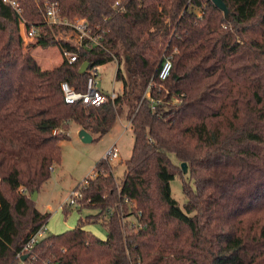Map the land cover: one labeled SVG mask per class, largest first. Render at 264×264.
Here are the masks:
<instances>
[{"label":"trees","instance_id":"1","mask_svg":"<svg viewBox=\"0 0 264 264\" xmlns=\"http://www.w3.org/2000/svg\"><path fill=\"white\" fill-rule=\"evenodd\" d=\"M51 1L62 16L85 18L101 44H60L67 27L47 25L42 2L20 0L28 29L39 31L34 46L79 55L43 69L0 0V264H264V0H224L229 19L211 0ZM166 56L172 70L161 80ZM85 61L89 70L118 63L115 100L65 101L62 82L87 90ZM121 116L134 135L122 178L111 158L98 161L75 188L83 193L75 227L21 254L52 215L31 196L62 163L72 124L95 141ZM174 157L189 168L184 208L172 195ZM86 208L98 212L83 216ZM94 223L104 238L88 229Z\"/></svg>","mask_w":264,"mask_h":264},{"label":"rangeland","instance_id":"2","mask_svg":"<svg viewBox=\"0 0 264 264\" xmlns=\"http://www.w3.org/2000/svg\"><path fill=\"white\" fill-rule=\"evenodd\" d=\"M16 36L20 33L19 25L15 26ZM74 29L60 30L57 34V40L60 44H69L70 46L79 45L80 36ZM6 39V34L0 32V45ZM37 40L24 42L22 48L24 52L31 54L41 63L42 68L49 69L62 63L64 56L59 44H53L48 47L34 46ZM118 63L116 61L97 67V87L105 92H111L113 89L121 93L123 91V82L116 79ZM123 72L127 74V68L123 65ZM134 144V135L131 125L124 116H121L112 130L100 139L93 142H84L79 137L78 126L72 124L69 139L62 142V163L55 165L50 179L45 182L39 191L38 198L35 200L36 207L42 212L51 213L49 222L46 224L48 234H59L72 229L77 224L80 217L78 206L70 204L72 192L79 184H84L85 180L92 177L95 172V166L98 161L106 158L108 150L112 147L118 148V153L111 160L115 166V176L120 179L125 172V161L131 157ZM173 160L178 164V175L171 182L172 195L179 202L181 207L187 201L183 190V180L185 175L181 169V162L175 157ZM188 175V174H187ZM186 175V176H187ZM188 183L194 187V181ZM24 189H20L23 192ZM27 195L30 196L28 193ZM79 200V199H78ZM66 204V205H65ZM63 206H67V213ZM96 208L83 209L82 215L95 214ZM133 219V218H132ZM88 229L94 232L98 237L106 236V228L102 223H94L88 226Z\"/></svg>","mask_w":264,"mask_h":264},{"label":"built area","instance_id":"3","mask_svg":"<svg viewBox=\"0 0 264 264\" xmlns=\"http://www.w3.org/2000/svg\"><path fill=\"white\" fill-rule=\"evenodd\" d=\"M6 5H8L14 13L16 20L18 21V25L20 28L19 37L22 38L24 42H32L36 39L37 34L39 33L38 28L32 26L30 29L27 27V21L24 17V8L20 2V0H3ZM42 2L44 7V20L47 25L58 27L66 26L67 29L71 28L76 30L80 36L79 45H74L78 50H83L85 48H91L94 46L100 45V39L102 36H92L91 28L89 23L85 18L75 17L74 19H69L65 16H62L59 8V3L51 0H37ZM116 5H119V2H116ZM88 41L84 44V40ZM37 42V41H36ZM63 56L66 57L70 63L76 62L78 60V53L71 51L68 48L63 50ZM173 60L172 56H166L163 62L162 68L159 72V78L161 80H165L169 77L172 70ZM91 73L87 90L77 91L75 90L68 82L64 81L61 84V89L64 94L65 101L67 103L73 104L77 102H82L85 105H93L99 106L109 100H115L119 96V92L113 89L111 92H105L97 87V68L89 70ZM55 133H63V130H56ZM118 153L117 147H112L108 150L106 157L115 158ZM86 183V182H85ZM83 197V193L80 189H75L72 192V197L70 200V204H78V199ZM128 201V199H127ZM66 205V204H65ZM64 207V206H63ZM109 214H112V210L109 211ZM47 227L46 225L42 226L29 240V242L23 248L22 253L26 251H30L34 248V246L41 241L42 238L46 236ZM19 254V256H21Z\"/></svg>","mask_w":264,"mask_h":264},{"label":"water","instance_id":"4","mask_svg":"<svg viewBox=\"0 0 264 264\" xmlns=\"http://www.w3.org/2000/svg\"><path fill=\"white\" fill-rule=\"evenodd\" d=\"M213 2V4L219 9L221 10L223 13H224V16L226 19H229L230 17V13H229V10L227 8V5L226 3L224 2V0H211ZM89 68H90V62L89 61H85L80 69H79V72L80 74H85L86 72L89 71ZM79 137L81 138L82 141L84 142H93L94 141V136L93 134H91L89 131H87L86 129H80L79 130ZM181 167H182V170L183 172L186 174L188 173L189 171V168H188V164L187 162H182L181 163ZM38 194H39V191L36 190L33 192L31 198L35 201L37 200L38 198ZM26 257H24L23 259H25Z\"/></svg>","mask_w":264,"mask_h":264},{"label":"crops","instance_id":"5","mask_svg":"<svg viewBox=\"0 0 264 264\" xmlns=\"http://www.w3.org/2000/svg\"><path fill=\"white\" fill-rule=\"evenodd\" d=\"M41 64V63H40ZM42 65V64H41ZM44 69V68H43ZM47 69V68H46ZM49 69H52V68H49ZM128 122V121H127ZM130 123L128 122V127H129ZM78 129L80 130L81 128L78 127ZM44 213H48V212H44Z\"/></svg>","mask_w":264,"mask_h":264}]
</instances>
